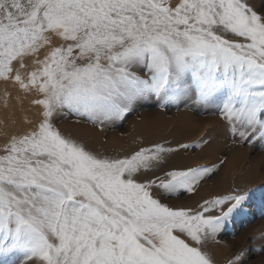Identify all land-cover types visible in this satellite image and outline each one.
<instances>
[{
	"label": "snow or ice",
	"instance_id": "snow-or-ice-1",
	"mask_svg": "<svg viewBox=\"0 0 264 264\" xmlns=\"http://www.w3.org/2000/svg\"><path fill=\"white\" fill-rule=\"evenodd\" d=\"M148 101L214 119L105 148ZM221 139L262 164L215 191ZM256 209L264 0H0V264H264V228L236 230Z\"/></svg>",
	"mask_w": 264,
	"mask_h": 264
},
{
	"label": "rangeland",
	"instance_id": "rangeland-1",
	"mask_svg": "<svg viewBox=\"0 0 264 264\" xmlns=\"http://www.w3.org/2000/svg\"><path fill=\"white\" fill-rule=\"evenodd\" d=\"M199 107V106H198ZM214 119L210 111L203 108L188 110L184 105L179 108L172 106L168 110H161L155 103L148 101L137 107L134 112L127 116L125 120L115 127L106 131L108 143L104 145L110 151L132 146L133 140L143 137L144 140L153 141L158 139H194L203 131L204 126ZM195 125H194V124ZM193 124V125H192ZM82 134H86L88 129H81ZM121 133H125L121 136ZM103 134L97 136V141ZM197 154L204 160H215L217 156L227 155L228 160L218 173L220 183L212 190L223 191L233 181L243 182L251 173L260 172L262 161L259 149L252 152L248 146H232L230 141L217 140L211 147ZM247 169L245 175H241V170ZM255 219L250 224L241 221L236 225L238 233L248 231L256 232L264 228V220L260 218V210L254 211ZM223 239L231 241V235H226ZM251 264H260L262 257L258 253L252 254Z\"/></svg>",
	"mask_w": 264,
	"mask_h": 264
},
{
	"label": "bare ground",
	"instance_id": "bare-ground-1",
	"mask_svg": "<svg viewBox=\"0 0 264 264\" xmlns=\"http://www.w3.org/2000/svg\"><path fill=\"white\" fill-rule=\"evenodd\" d=\"M193 124H194V123H193ZM193 124H192V125H193ZM195 124H196V123H195ZM195 124H194V125H195Z\"/></svg>",
	"mask_w": 264,
	"mask_h": 264
}]
</instances>
